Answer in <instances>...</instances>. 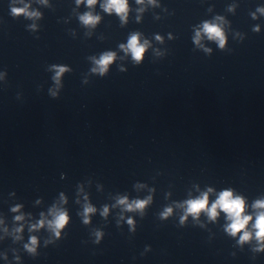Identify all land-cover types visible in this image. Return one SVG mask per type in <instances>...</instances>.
<instances>
[{"label": "clouds", "instance_id": "obj_1", "mask_svg": "<svg viewBox=\"0 0 264 264\" xmlns=\"http://www.w3.org/2000/svg\"><path fill=\"white\" fill-rule=\"evenodd\" d=\"M80 0H78V3ZM87 3L89 6L96 3V0H87ZM106 11H112L115 10L118 14L125 13L127 11V0H108L107 5L105 6ZM13 14L19 15L22 13H25V9H12ZM98 17H93L90 14H85L81 17V20L85 24H95L98 21ZM204 31L208 34L209 38H216L220 41V46L223 47L224 44V38L222 31L214 25L205 24L204 25ZM199 36V33H197ZM159 39V37H157ZM147 42H145L146 45ZM145 45L140 44L139 38L137 35H133L127 45V49L131 51L133 58L136 61H139L143 58V54L145 52ZM123 48L124 45H121ZM115 54L114 53H106L104 54L99 61H97V64L100 66V71L103 73L107 70V66L114 60ZM66 71L65 68L60 67L57 71V78ZM120 204H127V200L121 199L119 201ZM146 201H137L134 204H127V210L132 211L134 209H143ZM187 214L198 216V214L201 211H207L210 218L215 219L217 216V209H220L228 214L229 219H231L232 223L228 226L227 231H229L232 235H236L238 232L245 229L246 225L248 224L249 220L251 219L250 216H244V210L245 205L244 201L237 197L233 198L232 193L230 191H224L220 194L219 198L215 203L212 204L211 208H208V196L207 193L203 195L202 198L188 201L187 202ZM256 207L264 208V202H258ZM16 209H14L15 211ZM95 211V209L88 207L85 209V213H90ZM105 214L107 213L108 209L105 208ZM171 209L166 210V214L170 213ZM17 219H21V217H17ZM68 221V217L66 213L61 212L59 215H57L53 222H51L50 226L54 229H61L63 228ZM87 219H85V223H87ZM132 221L129 220V224H131ZM40 226H43V221L40 222ZM256 231V238L258 240L264 241V212H262L256 219L255 223ZM56 235H59V231L56 232ZM251 238V234L248 232H244V235L241 237V242L247 241ZM31 244H36V238H31ZM26 247L29 248V251H34L35 249L32 247H29L26 245Z\"/></svg>", "mask_w": 264, "mask_h": 264}]
</instances>
